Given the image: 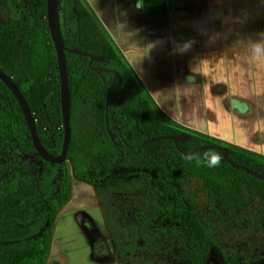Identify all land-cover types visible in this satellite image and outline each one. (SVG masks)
<instances>
[{
    "label": "trees",
    "instance_id": "obj_1",
    "mask_svg": "<svg viewBox=\"0 0 264 264\" xmlns=\"http://www.w3.org/2000/svg\"><path fill=\"white\" fill-rule=\"evenodd\" d=\"M26 2L28 18L0 24V70L24 98L41 146L59 155L63 141L60 86L46 0ZM178 2L139 0V7L147 16H156ZM57 7L64 45L102 61L89 64L86 56L64 53L71 129L67 162L39 159L43 167L39 175L28 174V168L20 165L17 151L5 136L10 130L34 150L22 110L0 80V264H46L56 216L71 199L72 178L89 185L98 200L103 192L126 194L142 184L151 194L152 209L146 222L153 223L160 236L175 231L184 234L186 264H210L213 256L219 264H239L237 256L223 254L210 225L196 217L182 188L198 180L209 201L237 198L244 192L264 197V183L242 169L264 176V158L186 132L170 122L156 110L85 3L57 0ZM46 111L52 115V129L46 126ZM57 134L55 146L48 149V139ZM183 134L189 140L177 145L166 139ZM146 140L151 141L143 145ZM210 150L225 154L215 168L204 160ZM91 230L88 227L94 261H114L113 254L123 257L133 248L134 241L127 247L112 240L113 251Z\"/></svg>",
    "mask_w": 264,
    "mask_h": 264
},
{
    "label": "crops",
    "instance_id": "obj_2",
    "mask_svg": "<svg viewBox=\"0 0 264 264\" xmlns=\"http://www.w3.org/2000/svg\"><path fill=\"white\" fill-rule=\"evenodd\" d=\"M82 1L158 112L186 132L264 158V57L252 54L249 40L264 33V0H179L156 16L144 14L139 0ZM75 180L46 264H116L92 258L79 216L95 230L101 218L92 188Z\"/></svg>",
    "mask_w": 264,
    "mask_h": 264
},
{
    "label": "rangeland",
    "instance_id": "obj_3",
    "mask_svg": "<svg viewBox=\"0 0 264 264\" xmlns=\"http://www.w3.org/2000/svg\"><path fill=\"white\" fill-rule=\"evenodd\" d=\"M28 15L26 0H0V24L18 17L28 18ZM43 117L46 126L52 129V115L46 111ZM58 134L48 139V149L55 146ZM5 136L17 151L20 165L28 168V174L39 175L43 167L35 150L10 130L5 131ZM46 154L57 157L47 151ZM182 189L196 217L210 225L211 235L225 256H237L239 264H264V197H254L244 192L237 198L209 201L198 180H191ZM75 194L78 200L83 190L78 188ZM150 197V192L142 184L126 194L103 192L100 200L95 198L96 213L101 218V223L95 220L96 232L113 251L112 240L127 247L134 241L133 248L125 256L113 254L116 264L118 261L123 264H186L188 247L184 234L175 231L169 236H160L155 233L153 223L146 222L152 209ZM74 245L77 244H69L68 248ZM103 247L107 249L105 245ZM216 263L213 256L210 264Z\"/></svg>",
    "mask_w": 264,
    "mask_h": 264
},
{
    "label": "water",
    "instance_id": "obj_4",
    "mask_svg": "<svg viewBox=\"0 0 264 264\" xmlns=\"http://www.w3.org/2000/svg\"><path fill=\"white\" fill-rule=\"evenodd\" d=\"M46 13H47V22H48V28L50 32L51 41L54 45L55 51H56V59H57V67H58V77H59V86H60V102H61V118H62V130H63V141H62V147L61 152L57 157H52L50 155L46 154L45 149L41 146L37 131L35 128L33 117L30 113V110L22 97L19 89L17 86L13 83V81L7 77L1 70H0V80L10 89V91L13 93L14 97L16 98L22 113L24 115L27 128L29 130L30 139L33 145V148L37 155L40 157V159L55 163V164H62L64 162H67L66 160V154L68 149V144L70 140L71 135V129H70V103H69V91H68V78H67V70H66V64H65V58L64 53L65 52H71L79 56H86L89 58V64L91 61H102L101 58H98L96 56L87 54L82 52L78 49H70L67 48L62 40L60 27H59V20H58V7H57V0H46ZM119 78V75L116 74ZM120 80V79H119ZM108 109V96H106V104H105V113H107ZM109 137L111 141L114 140V137L110 130H108ZM189 136L186 134L178 135V136H170L167 137V140L172 141L175 145L177 143H183L186 140H189ZM158 138H155L153 140H156ZM151 140H146L143 142V145L150 142ZM213 149L219 150V147H211ZM222 157L225 158V154L222 153ZM231 166L234 168H239L238 165L233 164L229 162ZM249 176L262 181L264 183V176L254 172L252 170H249L247 168H242ZM79 221L81 223V226L83 230L88 234V224H90L89 218L85 215L79 216ZM89 236V235H88ZM91 243V242H90ZM217 260V259H216ZM216 264H219L218 261Z\"/></svg>",
    "mask_w": 264,
    "mask_h": 264
},
{
    "label": "clouds",
    "instance_id": "obj_5",
    "mask_svg": "<svg viewBox=\"0 0 264 264\" xmlns=\"http://www.w3.org/2000/svg\"><path fill=\"white\" fill-rule=\"evenodd\" d=\"M251 42V52L254 56L257 57H264V33H257V39L252 40L249 39ZM210 42H214V38L210 37ZM194 43V41H188L184 44L178 45L176 48L177 53H183L190 49L191 45ZM186 159H192L191 156L186 157ZM204 160L206 161V164L210 168H215L219 166L222 156L219 153H216L214 151H209L204 154Z\"/></svg>",
    "mask_w": 264,
    "mask_h": 264
},
{
    "label": "flooded vegetation",
    "instance_id": "obj_6",
    "mask_svg": "<svg viewBox=\"0 0 264 264\" xmlns=\"http://www.w3.org/2000/svg\"><path fill=\"white\" fill-rule=\"evenodd\" d=\"M88 227H91V228H93V226L91 225V224H88ZM92 231V233L95 235V236H97V237H99L100 239H102V240H105L102 236H100L97 232H96V230L93 228V230H91ZM90 238V237H89ZM90 240V239H89ZM90 242H91V244H92V241L90 240Z\"/></svg>",
    "mask_w": 264,
    "mask_h": 264
}]
</instances>
